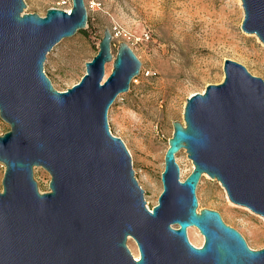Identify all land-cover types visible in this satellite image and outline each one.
I'll list each match as a JSON object with an SVG mask.
<instances>
[{"label": "water", "instance_id": "water-1", "mask_svg": "<svg viewBox=\"0 0 264 264\" xmlns=\"http://www.w3.org/2000/svg\"><path fill=\"white\" fill-rule=\"evenodd\" d=\"M241 4V29L264 44V0ZM24 7V0H0V118L9 125L0 135V264H264V247L250 248L218 211L198 212L196 196L207 174L232 203L264 217V79L225 58L222 81L186 98L150 209L107 119L139 59L125 41L113 55L105 27L80 80L58 90L43 63L54 45L86 27L84 0L44 15ZM181 149L193 165L184 179L175 160ZM35 167L48 172V191L38 189ZM190 226L203 235L200 246L190 242Z\"/></svg>", "mask_w": 264, "mask_h": 264}, {"label": "rangeland", "instance_id": "rangeland-1", "mask_svg": "<svg viewBox=\"0 0 264 264\" xmlns=\"http://www.w3.org/2000/svg\"><path fill=\"white\" fill-rule=\"evenodd\" d=\"M24 2V12L39 15L56 6L55 0ZM84 3L86 27L54 45L46 55L43 69L56 89L65 90L84 74L85 62L96 54L105 27L113 34V55L120 41L131 47L140 61V71L131 80L129 89L115 98L107 119L111 133L123 140L131 155L135 177L151 209L162 191L160 175L172 122H183L186 98L202 92L208 84L222 81L225 58L243 64L252 75L264 79V44L255 33L241 29L244 12L237 0H84ZM236 8L241 12L239 17ZM111 68L112 63H106V75ZM0 126L4 132L9 129L1 118ZM175 160L180 178L184 179L192 170V162L184 149L176 153ZM3 172L0 163V191ZM33 176L41 192L49 190L50 176L46 170L35 167ZM196 196L198 212L203 208L218 211L226 224L241 233L250 248L264 247V217L232 203L220 182L203 174L196 186ZM193 228L190 235L197 242L199 230ZM127 245L133 254H138L132 238Z\"/></svg>", "mask_w": 264, "mask_h": 264}, {"label": "bare ground", "instance_id": "bare-ground-1", "mask_svg": "<svg viewBox=\"0 0 264 264\" xmlns=\"http://www.w3.org/2000/svg\"><path fill=\"white\" fill-rule=\"evenodd\" d=\"M237 2H238V4H239V6H241V0H237ZM236 14H237L238 17H239L240 14H241V12H240V10H239L238 8H236ZM105 76H106V73H105ZM226 195H227V194H226ZM193 227H194V226H190V227H188V229H187V233H188V234H187V235L189 236V238H190L192 244H194V245H196V246H200V245L202 244V240H203L202 236H203V235H202L200 232L197 231V234H198V237L196 238V241H197V242L193 241L192 238H191V235H190L191 231L194 229ZM196 230H197V229H196ZM133 255H134L135 258L138 257V254H133Z\"/></svg>", "mask_w": 264, "mask_h": 264}, {"label": "built area", "instance_id": "built-area-1", "mask_svg": "<svg viewBox=\"0 0 264 264\" xmlns=\"http://www.w3.org/2000/svg\"><path fill=\"white\" fill-rule=\"evenodd\" d=\"M56 8H62L64 10H69L71 8V0H55ZM113 35V34H112ZM4 133L0 126V135Z\"/></svg>", "mask_w": 264, "mask_h": 264}]
</instances>
